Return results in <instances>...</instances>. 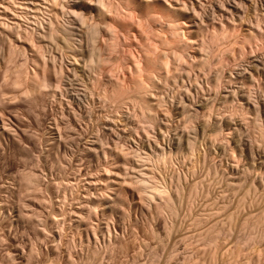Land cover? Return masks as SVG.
<instances>
[{"label":"rangeland","instance_id":"1","mask_svg":"<svg viewBox=\"0 0 264 264\" xmlns=\"http://www.w3.org/2000/svg\"><path fill=\"white\" fill-rule=\"evenodd\" d=\"M0 2L2 20H18L17 30L26 34L6 39L8 32L0 25V264H264V0H133L128 8L122 6L121 30L130 29L126 47L136 55L149 26H160L157 16L150 14L168 3L183 7L186 37L188 29L208 44L209 38L220 36L208 49L202 47L206 53L196 47L202 46L199 42L186 47L182 104L173 108L175 94L170 88L164 106L171 111L155 131H148L134 106L114 114V106L101 99L98 86L88 80L86 60L98 42L103 50L111 46L104 52L111 57L106 63L110 74H118L125 59L117 39L121 37L100 23L96 0H83L87 26L70 23L71 4L57 0L59 23L72 34V47L83 39L84 53L79 56L83 59L75 65L61 36L62 40L57 37L47 44L31 43L27 36L35 20L47 18V5L34 12L29 0ZM139 16L149 19L147 24ZM140 22L148 25L147 31L142 32ZM94 26L98 36L92 38ZM42 54L55 57L56 63L63 60L59 67L65 61L69 75L62 79L52 71L51 83H44L47 71L37 70L34 61ZM205 54L214 55L213 68L200 64ZM221 56L226 58L223 66L214 67ZM213 73L220 76L221 86L215 91ZM131 121L139 126L133 129ZM147 143L162 146L153 149ZM162 147L174 158L170 156L168 167L157 168V174L169 175L174 193L180 189L175 213L158 211L155 205L160 199L146 204L132 183L120 184L126 170L136 174L131 162L122 164L127 159L121 152L137 148L153 154ZM114 160L122 167H116ZM110 169L125 171L122 176L118 172L121 186L115 183L118 187L112 188L109 179L117 177V171ZM128 175L125 179L130 182Z\"/></svg>","mask_w":264,"mask_h":264},{"label":"bare ground","instance_id":"2","mask_svg":"<svg viewBox=\"0 0 264 264\" xmlns=\"http://www.w3.org/2000/svg\"><path fill=\"white\" fill-rule=\"evenodd\" d=\"M29 1H31V3L33 4L31 6L33 7V10H35L34 12H37V11L39 12V10H41L42 5H45V6L47 5V8L49 10L48 13L50 14V16H48L49 14H47V15L44 14L45 16H47V18H42V19H38L37 18L38 20H35L34 19L35 21H37V23L34 21V23H36L35 24V27H33L34 29L33 28L31 29V31L32 30L33 31L30 34L27 35V36H29V38L31 37V40H33V41H31V43L32 42H35V41L36 42H39L40 41V42H43L45 44L46 42L48 43V42H52V41L56 40L57 37L60 39V36H61L63 38V40H62V38L60 40L64 41V43L67 46V49H68V47L70 48V51H71V54H72L71 56H73V57H71L73 59V64L75 65V63H79L78 62L79 61V58L80 59H83L82 56L79 57L82 53H84L83 52V50H84L83 49V39H82V37L78 38L79 39V41H77L78 43L76 42L77 44L75 43L73 45V47H72V44H71L72 41H70L71 40L70 37L72 36V34H70L68 32L67 28L62 27V25L59 23L60 22L59 21V19H60L59 18V11L60 10H59V8L56 5L58 3L57 0H29ZM68 1L71 4L69 6V12L72 15V17L69 18V19H71V20L73 19L72 21H70V23L71 22L72 23L73 22L76 23V21H78L82 25L87 26L88 25V23H87L88 17H87L86 12L84 13V11H86V10H83L82 9V8H85V5H84L83 0H68ZM131 2H133V0H126L125 2H124V0H96V4L97 5H95V6L97 8L98 15L100 16V21H101L100 23H102L104 26H107V28L110 30L109 32H111L110 34L115 35L116 37L117 36H120L121 37V38H117V39H121V41H122L120 44H121L122 49H124V51H125V52L123 51L124 52V58L125 59L123 58L124 59V62L121 61L123 63L122 65L119 64L120 69L116 67L117 69H119L118 70L119 72L117 71L118 74H115V75L114 74H110L109 71H108V69H110L109 68L110 66L109 67H106L107 66L106 63L109 64V60H110L111 57L107 53H104V52L105 51L106 52H109L110 51L109 48L111 46L107 49L108 51L107 50H103L104 47L103 46L99 47L100 45H99V42H98V45L99 46L98 45H97V47L95 46L96 48L94 47V49H92V51H91L92 52L91 53V56L89 55L90 58L88 57V59H90V60H88V59L86 60V61H88L86 67L87 68L89 67L88 68L90 70L89 75L91 77L88 80L92 79L93 82L96 84V86H98L99 90H97V91H99V94H98L99 97L101 99L105 100L106 102H108V104L110 106H112V105L114 106L113 107L114 108V111H116L114 114H117V113L120 112V115H121V113H123L124 110L125 111L128 110L129 106H132V107L134 106V109L136 107L138 109V111L140 112V115H142L144 117L143 118V117L140 116V118H143L141 121H143L145 119V122H146L145 126L148 125V127H149V130H148V127H146V129L148 131H150V130H154L155 131V129H153V128L161 126V121H162L163 117H165L166 113L168 114V112L171 111V108H169V107L168 108L167 107L165 108V106H164V105L168 106L167 105V100L168 99H166L167 98L166 97V93L169 92L168 90H170V88H173V90H174L173 93L175 94L174 95V102L171 101L172 102V105L174 106L173 108L176 109V108H179V106H181L180 103L183 101V95H182V93L185 91L184 89L186 88V87L185 88L183 87V81H186L184 79L185 78L184 77V73L186 74V72H184L186 70V66H184L185 65L184 62L187 59V58H185L186 56H184V55H186V52H184V51H185L186 47H188L190 44L199 42L198 41L199 38H195L191 34L192 31L189 30V29H188L189 35H188V33H186L188 35V37H186V35H184L185 34L184 28H185V26H188V25H187V22L184 19L183 7H181L180 4H176V3L175 4H173V3H168L167 4L166 3L167 5H164L161 8H157L156 10L153 11L152 15L150 14V17L151 16L153 17V15L155 17L157 16L155 20H159V21H157V25L158 24L160 25L158 28H156L157 26L155 27V24H156L155 23L154 26H151L149 24L150 25L149 26L150 29H148V25L147 26L146 25L144 26L143 24L144 23L147 24V22H148L149 19L146 22V21L142 20V17L143 16L142 17L139 16L140 17L139 19H141L142 21H144L143 24L141 23L142 21L140 22L141 24L139 23L140 25L144 26V28L142 27L143 30L141 29V26H140V29L142 30V32L147 31V29H148V31L143 34V36H144V38H142L143 41H141L142 43H141V45H139L140 46V49H139L140 52H139V54L136 52L138 54V55H136L133 49H129V48L126 47L127 43H129L128 40H129L130 35H131V34H129L130 32H128V31H130V29L123 31L124 29L121 30V26H120L121 25L120 24L121 19L122 18L124 19V13L122 11L123 10L122 9V6H125L126 8H128V5L130 6L131 5L130 4ZM25 4L28 5V3H25ZM1 5H2V3L0 2V6ZM9 5H10V3H9ZM4 6L7 7L4 10L9 9V6H6V5H4ZM45 6H43V7H45ZM25 7H26V5H25ZM0 10H1V8H0ZM27 10L28 9H26V11ZM44 11H45V9H44ZM130 12H132V11H129V13ZM142 15H144V14H142ZM2 16L3 15L0 14V25L2 26V28L5 31L8 32V33H6V34H8V35H6V39L13 40L17 35L22 36L23 34H25V33L22 34L21 33L22 31L17 30V28H20V27H19V25H18V27H16L17 25L14 24V23H16L18 20L16 22H13V21H15V19L14 20L11 19L12 21L11 20L10 21L13 22L11 24L10 21H9L10 23H8L6 21H3L2 20ZM6 16H7V14H6ZM145 16H147V15H145ZM4 17H5V15H4ZM7 17H6V19H7ZM19 18H21V17H19ZM26 18H28V17H25L24 20H26ZM125 19H126V17H125ZM145 19H146V17H145ZM28 20H29V18H28ZM127 22H129V21H127ZM149 22L151 23V21H149ZM17 23L19 24V22H17ZM28 23H30V22H28ZM20 25H22V24H20ZM95 26H94V29H95L94 31L95 32L92 33V38H94L95 36L96 37L98 36V35L95 34L96 31H97V28H95ZM128 26H130V25H128ZM124 27L125 26H123V28ZM131 28H133V27H131ZM25 29L26 28H23L21 30H23L24 32H27ZM141 30L139 31L140 32L139 35L142 34L141 33ZM152 32L154 34L153 36L151 34ZM97 34H98V31H97ZM99 35H100V33H99ZM7 36H8V38H7ZM20 36H18V37H20ZM26 38H28V37H26ZM105 38H107V37H105ZM202 38H201V40H202ZM219 38H220V36L218 34L217 35H214V36H212V38H209L210 39L209 40V44L207 42H205L206 40L205 41L202 40V41L199 42V44L201 43L200 45H202V46L201 47L200 46H196V47L197 48L199 47L198 49L201 48V50H203L204 47L206 48V46H207V49H208V46L210 44L212 45V43L215 42V41H217ZM113 41H114V39H112V43H113ZM36 42H35V44H36ZM103 42L104 41H102V44H103ZM110 43H111V41H110ZM118 43H119V41H118ZM65 44H64V46H65ZM113 44H117V43H113ZM136 44H138V43H136ZM75 45H77V46H75ZM106 46H108V45H106ZM194 46H195V44H194ZM112 47L115 48V45H112ZM130 47L132 48V46H130ZM202 47H203V49H202ZM122 49L120 48L121 51H122ZM207 49L206 50H203V51L206 53V51H208ZM111 50H112V48H111ZM203 51H202V53H203ZM208 54H210V53H208ZM212 55L211 56L208 55V56H210V58H211ZM83 56H84V54H83ZM222 56H221L220 59L218 57L219 60L214 64V67L220 66L219 64H221L223 66V61H225L226 58H225V56H224V58ZM202 57H200V58H202ZM52 58L53 59H51V57H50V59H51L50 60L49 58H47L46 55L42 54L41 56L38 57V59L35 57L36 60H34V61H37L38 62V63H36L38 65V67H39V69L36 68L37 70L40 71L41 68L42 69L45 68L44 70L47 71V73L45 74L46 77H44L45 78V80H44L45 82L44 83L48 82L51 79L52 71H54L55 73H57V72L60 73L62 79L63 78L65 79V77H67L69 75V74L66 75V73H65L66 70L64 69V64H66V62L64 61V64L62 63L61 66L59 67V65H57V64L61 63L63 60H60L59 63H56L55 57H52ZM184 58H185V60H184ZM210 58L207 57L206 54H205V56L201 59V61L199 59L198 60L200 61V64H202L204 66L205 65H209V67H210V65L212 64V67L211 68H213V61L211 60L213 58H211V59ZM112 60H111V63H113ZM189 60L191 61L192 59H189ZM194 60H192V62H195L196 61V60L195 61ZM199 61H197V62L199 63ZM188 62H186V64H188ZM68 63L69 62H67V64ZM85 63L86 62H84L83 65H85ZM36 64H34V65H36ZM189 64H190L189 66H191V68H192L193 67V64H191V62ZM76 67H78V66H76ZM184 67H185V69H184ZM87 68H84V69L87 70ZM196 68H198V67H196ZM211 68H209V69H211ZM57 69H58V71H57ZM201 69H202V67H201ZM206 69L209 70L208 68H206ZM89 70H88V72H89ZM219 70H221V69H219ZM36 71H34V73H36ZM210 71H212V70H210ZM201 72H205V71H202L201 70ZM187 73L189 74V72H187ZM197 73L200 74V71L197 72ZM197 73H196V75H198ZM217 73H219V72L217 71ZM207 74H209V72H207ZM213 74L214 75L211 78L212 79V81H211V87L214 89L213 91H215V89H218L219 88V85H220L219 77L220 76H218L216 73H213ZM34 75L37 76L36 79H35ZM34 75H32L34 77V79L35 80H37V79L39 80L38 74L36 73ZM57 75H59V74H57ZM187 77H189V76H187ZM192 77L194 79L195 76L193 75ZM210 77H211V75H210ZM210 77L208 79H210ZM196 78H197V76H196ZM32 80H33V78H32ZM190 80H191V78H190ZM33 82H35V81H33ZM207 82H209L208 85H210V81H206V83ZM221 82H222V80H221ZM50 83H49V85H50ZM196 83H198V81H196ZM198 84H196V85H198ZM208 85H206V86H208ZM59 86L60 85H58V87ZM96 86H94V87H96ZM184 86H186V85H184ZM211 87H210V89H211ZM202 88H204V87H202ZM60 91H62V89ZM67 91H66V93H67ZM171 91H172V89H171ZM96 96H97V94H96ZM162 106H164V107L161 110V107ZM115 107H116V110H115ZM253 109H255V108H253ZM244 110H242V111H244ZM112 112H113V110H112ZM135 112H136V110H135ZM249 112H251V111H249ZM257 112H259V111H257ZM137 114H139V113L137 112ZM248 114H250V113H248ZM110 115H111V113H110ZM125 115H127V114H125ZM243 115L245 117V113L244 112H243ZM248 116H250V115H248ZM112 118L113 117H110V120H112ZM114 118H115V116H114ZM117 119H118V116H117ZM133 122H135V121H133ZM133 122H132V124H133ZM109 123H110V121H109ZM143 123L141 122V124H143ZM126 125H129V123H126ZM136 125L139 126V124H135L133 126V129H134V127ZM115 126H116V124H115ZM141 126H143V125H141ZM150 127H152V129ZM130 129H132V126H131ZM143 130H145V129L143 128ZM144 132L146 133V135H148V132L147 131H144ZM145 133H144V136H145ZM149 134H150V132H149ZM154 137H156V136H154ZM151 138H152V136H151ZM148 139H150V137H148ZM115 142H117V141H115ZM141 143H143V142H141ZM145 143H144V145H146ZM147 144H149V143H147ZM154 144H155V142H154ZM149 145H148V147H149ZM159 145L162 146V144H159L158 143V145H156V147H158ZM153 146L150 145V147H152V148H153ZM148 147H146V148H148ZM155 148H153V149H155ZM162 148H163V151L156 152L154 150L153 154H145L144 151H146V149L143 152H141L137 148H135V149L138 150V151L134 150V148H133L132 150H134V152L132 150H130V149H127L128 150L127 153H124V152H126V149H125V151L121 152V154L123 153L122 154L123 155L122 158L123 159L126 158L127 160L125 159L126 161L125 160L124 161L127 162V163H125L124 161H123L124 163H122V161H120V162L122 164H124L125 166H126V164L128 166V162L129 163L131 162V165L132 166L130 165V167L131 168L133 167L132 168L133 169V172L135 171L136 174H137L136 175L134 173L133 174L134 176L131 175L132 172L129 174L128 172L131 171L129 169V170H126V173H124L122 175L125 177V174H126V177H127V175L129 174L128 176H129L130 180H132L135 184L132 181L129 182V179H125L126 177L125 178L123 177L124 179H121L122 182H120L121 180H120V177L118 176V174L122 171L121 169H120L121 170L120 172L117 171V169H116V171H117V177L116 176L115 177L113 176V178H111V176H110L111 179H109V178L108 179H109V181L111 180V182H113L112 183L113 186L111 185L112 188L118 187L116 185L114 187V184L115 183L118 184L120 182V184L121 183L123 184V180L125 182H127V183H130V184L132 183L131 184L132 187H135L136 186L139 191L141 190L140 192H142V193H140L138 191V193L141 194L139 197H142V195H143L144 199H146V201H147V202L145 201L146 204H148V205L149 204H152L153 201H154V204H155L157 202V201H155V199H158V200L160 199L158 201L159 203H156V205H155L158 211H162L163 210L162 212H165L167 209H169V210H172L175 213V211L177 210L176 208H178V207H176L177 206L176 203L178 202V201H176V200H178L176 198V196H178L180 193L179 194L177 193V195H175V194H176L177 190H179V192H180V189L179 188H176L177 185H175V188L177 190H175V188H174V190H175V193H174L172 191L173 189H171L172 187L170 186V185H173V184H170V180L168 179L169 178V175H168V178H167L166 175H164L165 177H163V176H161L162 175L161 173H160L161 175L157 174V173H159V170H160V169L157 170V168H160V166H162L161 168H163V166H164V168H166V167L169 166L167 164H169L170 161H171V158H170V156H171L170 154L171 153L169 154L166 151L167 148H165L166 150H164V147H162ZM156 149H159V148H156ZM120 150L122 151V149H119V153H120ZM129 150L132 152L131 155L129 154ZM141 150H143V148ZM117 152H115V153H117ZM109 153H110V151H109ZM119 153L117 154V156L120 155ZM142 153H144V154H142ZM112 155H114V154H112ZM171 157L174 158V156H171ZM115 160H118V158L116 159V157H115ZM120 162L118 161V163H120ZM113 164H115V163H113ZM122 164H119V165L121 166ZM117 165L118 164L116 162V165L115 166L117 167ZM124 165H123V167H125ZM165 165H167V166H165ZM112 166L114 167V165H112ZM114 168H113V170H114ZM125 169H127V168H125ZM113 170L110 169V173H111V171H112V173H116V171L113 172ZM119 175H121V173ZM159 176H160V178H159ZM171 178L173 179V177H171ZM107 182H108V180H107ZM172 182L173 181H171V183ZM121 185H119V186H121ZM134 189L135 188H133L132 190H134ZM142 199L143 198H140L139 200H142ZM141 203H143V202H141ZM154 204H152V205H154ZM146 208L149 209V206L146 207ZM156 208H154V209H156ZM177 212H178V210H177ZM153 213H154V211H153ZM169 213H170V211H169ZM106 225L109 227V224H106ZM171 226H172V224H171ZM165 227H167V226H165ZM166 229H168V228H166ZM165 231H167V230H165ZM168 233H170V232H168ZM109 234H111V233H109ZM210 256L212 257V254Z\"/></svg>","mask_w":264,"mask_h":264}]
</instances>
